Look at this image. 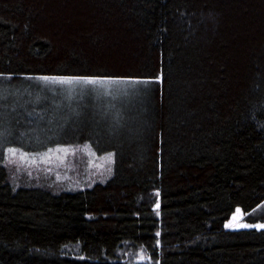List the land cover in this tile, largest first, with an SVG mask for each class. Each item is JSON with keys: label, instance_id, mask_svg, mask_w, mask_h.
I'll list each match as a JSON object with an SVG mask.
<instances>
[{"label": "trees", "instance_id": "trees-1", "mask_svg": "<svg viewBox=\"0 0 264 264\" xmlns=\"http://www.w3.org/2000/svg\"><path fill=\"white\" fill-rule=\"evenodd\" d=\"M43 77L135 85L140 113L118 139L0 140V264H264L263 230L226 228L264 223V0H0V86ZM107 136L85 190L10 158Z\"/></svg>", "mask_w": 264, "mask_h": 264}, {"label": "rangeland", "instance_id": "rangeland-1", "mask_svg": "<svg viewBox=\"0 0 264 264\" xmlns=\"http://www.w3.org/2000/svg\"><path fill=\"white\" fill-rule=\"evenodd\" d=\"M118 82L108 85L72 79L28 81L18 85L0 86L1 142L37 148L51 141L77 140L71 131L92 125L98 132L110 135L131 132L137 125L141 97L132 85ZM97 140L102 139L97 136ZM97 142V141H96ZM115 137L107 136L101 145L94 143L56 144L44 153L12 151L15 158L30 174L43 169L44 176L55 177L66 192L89 189L95 183H105L114 173ZM18 160V161H17ZM238 209L226 224L228 230H263L264 223L250 224ZM140 264H158L149 257Z\"/></svg>", "mask_w": 264, "mask_h": 264}, {"label": "snow or ice", "instance_id": "snow-or-ice-1", "mask_svg": "<svg viewBox=\"0 0 264 264\" xmlns=\"http://www.w3.org/2000/svg\"><path fill=\"white\" fill-rule=\"evenodd\" d=\"M43 79L45 80H57V81H60V82H67L69 80H72V79H77V80H83V81H86V82H89V83H95V79L94 78H89V77H43ZM258 227H264V226H258Z\"/></svg>", "mask_w": 264, "mask_h": 264}]
</instances>
